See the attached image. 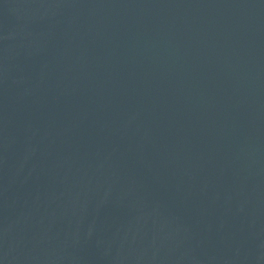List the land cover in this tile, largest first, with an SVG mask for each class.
I'll return each mask as SVG.
<instances>
[{
  "label": "water",
  "instance_id": "95a60500",
  "mask_svg": "<svg viewBox=\"0 0 264 264\" xmlns=\"http://www.w3.org/2000/svg\"><path fill=\"white\" fill-rule=\"evenodd\" d=\"M0 264H264V0H0Z\"/></svg>",
  "mask_w": 264,
  "mask_h": 264
}]
</instances>
